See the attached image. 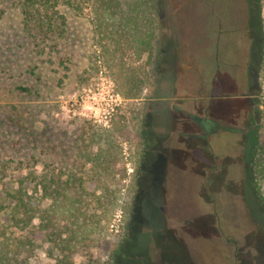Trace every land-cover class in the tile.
I'll return each instance as SVG.
<instances>
[{
  "label": "rangeland",
  "instance_id": "obj_1",
  "mask_svg": "<svg viewBox=\"0 0 264 264\" xmlns=\"http://www.w3.org/2000/svg\"><path fill=\"white\" fill-rule=\"evenodd\" d=\"M153 5L165 28L152 60L136 63L151 83L132 100L87 8L58 7L63 35H38L0 0V169L12 183L48 170L87 178L80 137L111 128L133 187L130 227L117 211L100 248L73 264H264V187L250 166L264 139V0ZM47 254L38 241L19 264H50Z\"/></svg>",
  "mask_w": 264,
  "mask_h": 264
},
{
  "label": "trees",
  "instance_id": "obj_2",
  "mask_svg": "<svg viewBox=\"0 0 264 264\" xmlns=\"http://www.w3.org/2000/svg\"><path fill=\"white\" fill-rule=\"evenodd\" d=\"M13 1L26 27L38 35H63L66 21L58 7L87 8L119 91L128 99L142 97L151 83L150 71L136 63L143 56L152 60L158 33L165 27L155 15L153 0ZM115 134L111 128L92 127L80 137L77 158L87 167V178L48 170L22 174L12 183L0 169V264H19L21 255L38 241L48 245L50 264H73L76 255L100 248L117 211L121 225L129 230L133 187L126 189V170L116 171L122 150ZM250 166L253 185L261 192L264 139L250 152ZM90 262L100 264L95 258Z\"/></svg>",
  "mask_w": 264,
  "mask_h": 264
},
{
  "label": "crops",
  "instance_id": "obj_3",
  "mask_svg": "<svg viewBox=\"0 0 264 264\" xmlns=\"http://www.w3.org/2000/svg\"><path fill=\"white\" fill-rule=\"evenodd\" d=\"M165 28V27H164ZM161 31V30H160ZM160 34V32L158 33V35ZM156 42V41H155Z\"/></svg>",
  "mask_w": 264,
  "mask_h": 264
},
{
  "label": "flooded vegetation",
  "instance_id": "obj_4",
  "mask_svg": "<svg viewBox=\"0 0 264 264\" xmlns=\"http://www.w3.org/2000/svg\"><path fill=\"white\" fill-rule=\"evenodd\" d=\"M205 122H206V120H205Z\"/></svg>",
  "mask_w": 264,
  "mask_h": 264
}]
</instances>
